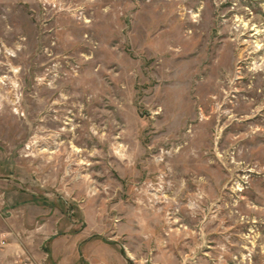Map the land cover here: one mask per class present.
<instances>
[{
  "label": "rangeland",
  "instance_id": "1",
  "mask_svg": "<svg viewBox=\"0 0 264 264\" xmlns=\"http://www.w3.org/2000/svg\"><path fill=\"white\" fill-rule=\"evenodd\" d=\"M0 264H264V0H0Z\"/></svg>",
  "mask_w": 264,
  "mask_h": 264
}]
</instances>
